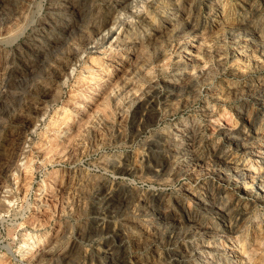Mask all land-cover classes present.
<instances>
[{
	"label": "rangeland",
	"instance_id": "rangeland-1",
	"mask_svg": "<svg viewBox=\"0 0 264 264\" xmlns=\"http://www.w3.org/2000/svg\"><path fill=\"white\" fill-rule=\"evenodd\" d=\"M0 264H264V0H0Z\"/></svg>",
	"mask_w": 264,
	"mask_h": 264
},
{
	"label": "bare ground",
	"instance_id": "bare-ground-1",
	"mask_svg": "<svg viewBox=\"0 0 264 264\" xmlns=\"http://www.w3.org/2000/svg\"><path fill=\"white\" fill-rule=\"evenodd\" d=\"M133 38V37H132Z\"/></svg>",
	"mask_w": 264,
	"mask_h": 264
}]
</instances>
